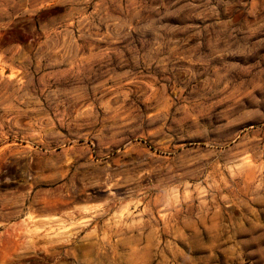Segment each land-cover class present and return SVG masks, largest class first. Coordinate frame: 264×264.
<instances>
[{
    "label": "clouds",
    "instance_id": "obj_1",
    "mask_svg": "<svg viewBox=\"0 0 264 264\" xmlns=\"http://www.w3.org/2000/svg\"><path fill=\"white\" fill-rule=\"evenodd\" d=\"M237 5H243V18L225 20L224 14ZM181 32L188 39L179 38ZM193 39L194 47L178 55ZM88 43H92V51L82 55ZM262 53L264 0H251L250 4L247 0H0V86L12 89L0 96V109L15 113L9 116V123L16 128H22L18 116L34 114L24 129V143L29 147L13 153V161L5 159L15 171L0 169V185L27 188L18 194L17 189H10L3 201L4 206L15 209V222L0 219V247L6 237L14 236L17 257L35 255L41 242L45 248L91 244L95 252L83 260L69 253L74 264H129L149 253L151 259L163 257L160 264H173L164 255L165 249L175 257L178 242H187L189 247L181 255L188 262L200 254L193 241L207 240L199 229L193 235L185 228L211 216L214 223L209 232L214 241L220 235L218 227L239 230L235 224L218 221V201L229 206L237 202L231 194L243 183L248 201L264 205V149L249 141L229 149L224 141L236 125L264 122V101L258 99L255 107L246 102L234 105L233 112L241 113V119L222 122L215 96L223 78L217 75L212 81L210 69L257 61L255 75L264 76V60L257 59ZM180 59L189 62L186 68L178 66ZM14 62H18L14 75L6 77L3 69ZM104 68L110 69L114 80L129 84L145 72L186 73L184 86H195L193 95L198 102L178 109L183 115L174 120L164 141L185 144L183 154L159 161L151 153L141 154L130 165L113 168L103 155L105 146L110 150L111 143L118 142L117 134L134 133L144 121L124 111L122 104L113 109L110 100L100 96L95 97L101 101L99 105L90 102L94 93L107 86V80L96 82ZM48 76L62 80L71 90L51 89ZM249 86L264 91V84L255 77ZM156 91L153 89V96ZM130 94L116 93L124 101ZM169 106L166 103L147 123L167 125ZM88 125L91 127L86 128ZM97 127L101 155L87 159L89 153L77 151L75 145L78 139L87 141ZM69 137L73 139L69 141ZM0 138L6 139L3 124ZM53 140L71 142L74 147L59 155L47 148L49 158L43 167L51 172L45 178L48 187L34 193L42 179L31 171L33 154L40 152L37 142L50 144ZM190 141H199L202 147L191 153L186 147ZM3 153L0 149V158ZM59 199L68 202L66 209L47 207L48 202ZM42 203L45 207H39ZM181 220L183 228L178 226ZM164 231L169 233L167 242L161 239ZM118 244L125 245V250L117 252ZM204 246L211 249L215 244Z\"/></svg>",
    "mask_w": 264,
    "mask_h": 264
},
{
    "label": "rangeland",
    "instance_id": "obj_2",
    "mask_svg": "<svg viewBox=\"0 0 264 264\" xmlns=\"http://www.w3.org/2000/svg\"><path fill=\"white\" fill-rule=\"evenodd\" d=\"M247 2L250 4L251 0H247ZM244 15L243 5H237L236 9L231 13H225L223 18L225 20L231 18L233 22H238ZM178 37L188 39V36L182 32L178 33ZM194 44L195 40L193 39L178 55H183L187 49L194 47ZM92 48V43H88L87 52H82V55L90 53ZM257 59L264 60V53ZM17 63L14 62L9 67L3 69L6 77L11 78L14 75V69ZM188 63L187 60L180 59L178 66L186 68ZM256 63L257 61H253L251 64L238 65L237 68H232L229 64H222L215 65L210 69V78L212 81L217 79V75L223 78L220 85L221 90L215 96V100L219 102L216 111L221 114L220 119L222 122L226 123L228 120L237 121L241 119V113L233 112L234 105L246 102L250 107H255L258 99L264 101V91H261L260 88H252L249 86L254 77L258 83L264 84V76L255 75ZM196 67L199 68L200 66L196 65ZM250 69L252 71H249ZM41 75L43 76L44 74ZM185 79L186 73L180 71L168 75L164 73L145 72L136 77V83L129 84L127 80L122 83L114 80L111 76L110 69H103L96 82L101 83L107 80V86L99 92L94 93L90 102L99 105L101 101L95 99V97L100 96L104 100H110L113 109L120 108L122 104L124 111L139 115L144 121L141 127L134 133L123 132L117 134L115 141L118 142H112L110 150L105 146L103 155L112 164L113 168L118 169L122 163L130 165L133 160L139 159L141 154L151 153L159 161L161 158L167 159L170 155L184 153L185 144L175 142L169 144L164 141L165 133L170 134L169 129L173 125L174 120H179L183 115L178 109L191 107V104L198 102V98L193 95L196 90L195 86L186 88L184 86ZM202 79L207 80L209 77H203ZM229 80H231V83L228 82ZM48 82L51 89L63 88L65 91L71 90L70 85H66L62 80H58L52 76H48ZM153 89L157 90L154 96L152 95ZM234 89L237 91L234 92ZM11 91L12 89L10 87L5 88L0 86V96L6 95ZM43 91L44 88L42 86L40 92L43 93ZM127 91L131 93L127 101L123 100L122 95H116L117 92L123 93ZM114 96L116 98L111 99ZM169 102V120L167 125H164L162 122L157 123L155 126L148 124V118L153 116L154 113L159 112ZM78 107L79 105L75 106V108ZM60 110L63 111L64 109L61 108ZM74 110L69 109L70 112H74ZM10 115H15V113H7L3 109H0V124H3V131L6 134V139L0 138V149L4 150L3 158H0V169H7L9 172H14L15 169L5 163V159L13 161L16 159L13 153L18 152L22 148L29 147L28 144L24 143V129L29 127L31 120L34 118V114L30 113L27 116L17 117L22 128H16L14 123H9ZM57 127L59 128V124H57ZM88 127L91 126H86V128ZM59 130L64 131V129ZM98 132L99 127L95 129V132L91 136L87 137V141L85 139H78L75 145L77 151L89 153L86 157L87 159L100 158V145L102 140L96 135ZM107 134L111 135V132ZM65 135H67V132H65ZM71 139L73 137H69V141ZM245 141H249L253 147L264 149V122L236 125L232 136L227 138L224 143L228 145L229 149H237ZM36 146L39 147L40 152L33 154L31 171L33 175H38L42 179L40 184L33 188L34 193L40 191L42 188L48 187V181L45 178L51 172L49 169L43 167L44 162L49 158V155L46 154L47 148L51 147L55 149L56 154L59 155L66 150L71 151L74 147L71 142L61 144L55 140L51 141L50 144L37 142ZM186 147L189 152L195 153L202 147V144L199 141H190ZM2 178L0 177V179ZM10 189H17L18 194L19 192L26 191L27 188L18 185H0V212L8 214L7 216L0 215V219H4L8 223H14L15 219L12 213L15 212V209L3 205V201L9 197ZM226 194L228 193L226 192ZM231 196L234 201H237L232 203L231 206L225 204L222 200L218 201L220 215L217 219L218 221L222 220L224 225L235 224L239 230L231 228L225 230L218 227L216 231L220 235L214 241L212 233L209 232V229L212 228L214 223L211 216L197 223L194 227L185 228L184 230L186 232L192 233L193 235L199 229L207 237V240L193 241L198 246L200 254L188 262H185L183 255H181V252L187 250L189 247L187 242L183 240L178 242L175 257L172 251L165 249L164 255L173 261V264H182V262L183 264H264V205L248 201L243 183L238 186V190L232 193ZM239 201H244V203L241 204ZM39 207H45V204L42 203ZM47 207L64 210L68 207V202L63 199L53 200L47 203ZM213 212H215V209H213ZM178 226L183 228L182 220ZM93 227H96V225H93ZM0 231H3V229H0ZM233 232L234 235H232ZM99 234L101 237L103 236L102 228L99 230ZM169 238L168 231L161 233V239L165 242ZM144 243L147 244V239L144 240ZM210 243H214L215 246L211 249L204 246ZM16 247L17 242L14 236L5 238L3 246L0 247V264H74L73 257L69 255L70 252H74L80 260L95 252L91 244L81 245L79 247L57 244L45 248L44 242H41L35 255L17 257L15 252ZM124 250L125 245H117V252ZM10 256L16 258L9 259ZM162 259L163 257L151 259L149 253L148 257L133 259L129 264H160Z\"/></svg>",
    "mask_w": 264,
    "mask_h": 264
}]
</instances>
